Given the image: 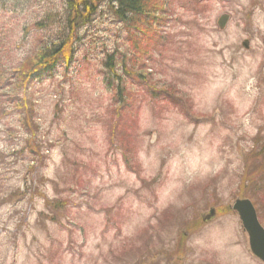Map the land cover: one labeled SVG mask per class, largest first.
<instances>
[{
    "label": "rangeland",
    "instance_id": "1",
    "mask_svg": "<svg viewBox=\"0 0 264 264\" xmlns=\"http://www.w3.org/2000/svg\"><path fill=\"white\" fill-rule=\"evenodd\" d=\"M81 1L60 41L65 0L0 2V79L46 75L23 106L0 97V264H262L231 207L250 199L264 226V0H161L158 37L131 41ZM52 43L53 69L27 63Z\"/></svg>",
    "mask_w": 264,
    "mask_h": 264
},
{
    "label": "trees",
    "instance_id": "2",
    "mask_svg": "<svg viewBox=\"0 0 264 264\" xmlns=\"http://www.w3.org/2000/svg\"><path fill=\"white\" fill-rule=\"evenodd\" d=\"M87 1H93L94 3H102V2H111L115 3L118 2L120 5V10L116 12L118 16L122 20H124L128 26L131 28H137L139 25L140 18L143 19L146 14H149L151 10L153 11L154 8H156V5L158 4V0H85L83 1V5L80 6L81 8H84L85 11L91 8V5L87 4ZM124 9L125 11H121ZM70 26H74V24H77L78 19L74 18L73 21L71 22L72 19H68ZM52 50L47 49V50H42V53H40L36 57L37 60H45L46 59V53L45 51H50Z\"/></svg>",
    "mask_w": 264,
    "mask_h": 264
},
{
    "label": "water",
    "instance_id": "3",
    "mask_svg": "<svg viewBox=\"0 0 264 264\" xmlns=\"http://www.w3.org/2000/svg\"><path fill=\"white\" fill-rule=\"evenodd\" d=\"M223 25V24H222ZM233 210L238 212L249 236V246L255 257L264 262V228L260 225L255 209L247 201H237Z\"/></svg>",
    "mask_w": 264,
    "mask_h": 264
}]
</instances>
